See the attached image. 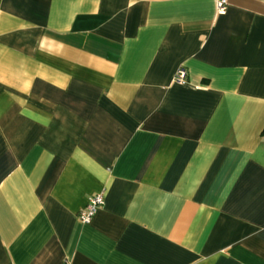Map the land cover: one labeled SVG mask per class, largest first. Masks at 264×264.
Listing matches in <instances>:
<instances>
[{"label": "crops", "instance_id": "1", "mask_svg": "<svg viewBox=\"0 0 264 264\" xmlns=\"http://www.w3.org/2000/svg\"><path fill=\"white\" fill-rule=\"evenodd\" d=\"M0 264H264V0H0Z\"/></svg>", "mask_w": 264, "mask_h": 264}, {"label": "built area", "instance_id": "2", "mask_svg": "<svg viewBox=\"0 0 264 264\" xmlns=\"http://www.w3.org/2000/svg\"><path fill=\"white\" fill-rule=\"evenodd\" d=\"M216 11L223 13L227 6V0H214ZM186 70L184 67H178L173 74V81L176 83L186 82ZM104 204V197L102 192L94 193L88 197L85 207L79 212L78 219L81 223H89L97 212Z\"/></svg>", "mask_w": 264, "mask_h": 264}]
</instances>
